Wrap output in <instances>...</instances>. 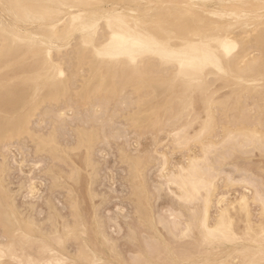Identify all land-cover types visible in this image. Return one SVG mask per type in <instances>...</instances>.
<instances>
[{
  "label": "bare ground",
  "instance_id": "bare-ground-1",
  "mask_svg": "<svg viewBox=\"0 0 264 264\" xmlns=\"http://www.w3.org/2000/svg\"><path fill=\"white\" fill-rule=\"evenodd\" d=\"M259 2L0 3V264H259L264 180L232 164L264 155ZM11 145L38 174L17 188ZM236 185L245 191L229 198Z\"/></svg>",
  "mask_w": 264,
  "mask_h": 264
},
{
  "label": "rangeland",
  "instance_id": "rangeland-1",
  "mask_svg": "<svg viewBox=\"0 0 264 264\" xmlns=\"http://www.w3.org/2000/svg\"><path fill=\"white\" fill-rule=\"evenodd\" d=\"M222 93H224V92H222ZM70 114H72V112H70ZM38 119H39V117H37L36 119H35V121L37 120L38 121ZM223 119V118H222ZM224 121H226L225 120V118L223 119ZM36 121V122H37ZM219 134V133H218ZM130 138H131V146L132 147H138V149H140V150H143L144 148H146L148 145H150V148H149V146H148V148L151 150V149H153L154 147L153 146H151V143H152V139H150L151 137H147V139H144V140H142V143H141V145H138V144H135L136 142H135V140H137V139H133V138H135L134 137V135L133 134H131V135H129L128 136V141L130 142ZM126 140V139H125ZM133 144H135V146L133 145ZM170 144V143H169ZM168 144V145H169ZM167 145V143H164V144H162V146L160 147V149L164 146H166ZM140 146V147H139ZM194 150H196L197 152L199 151V148L196 146V147H192ZM134 149V148H133ZM0 150H2L1 149V147H0ZM15 150V151H14ZM108 151H111V150H109L108 149ZM107 151V152H108ZM17 152V153H16ZM106 152V153H107ZM9 153V157H10V159H11V163L14 165V170H13V174H12V176H11V180H12V182H14L15 184H14V188H17V183L22 179V180H26V182L27 181H30V179L29 180H27V178H31V174H32V178H35V177H37L38 176V174H37V171L36 170H32L33 169V167H32V159H33V157H28L26 154H24V152H22V151H19V148H18V146L17 145H14V146H10V151L8 152ZM105 153V154H106ZM108 153H110V152H108ZM107 153V154H108ZM178 153V154H177ZM177 153H175V154H173V159H174V161H180L181 160V158H182V154L180 153V152H177ZM180 153V154H179ZM111 155V154H110ZM27 156V157H26ZM107 156H109V155H107ZM21 157V158H20ZM110 157V156H109ZM108 157V158H109ZM239 157V156H238ZM19 158V159H18ZM22 158H27V160H30L29 162L27 161V163H26V165H23V166H21L22 164L20 163V161H22L23 159ZM106 158V157H105ZM108 158H106L107 160H108ZM14 161H13V160ZM105 159V160H106ZM111 159V160H110ZM109 160H110V162L109 161H107V162H109L110 163V165H108V163H106V162H104V160H103V163H106V169H104V171L105 172H103V170H102V174H103V177L106 179L104 182V184H105V186H107V185H109L108 186V191L109 192H111V190H112V192H113V190L115 189L116 190V186H117V189L118 190H122V188L121 187H119V186H121L120 185V183H118V180H117V183H114L113 181H114V178H115V182H116V175H117V171H116V169H115V167H114V158L111 156L110 158H109ZM248 160V161H247ZM113 163H112V162ZM173 161V162H174ZM235 161V160H234ZM16 162V163H15ZM248 162V163H247ZM255 162V163H254ZM18 163L20 164V166H18ZM238 164V165H240V167H242V168H247V169H249V171H250V173H252V174H254V177H256V176H260L261 178H263V180H264V175L263 174H261L260 172H259V168L260 167H262L263 169H264V155H261L258 151H256L250 158H248V159H246V160H244V158L242 159V160H238V161H235L234 163H232V164ZM24 164V163H23ZM253 164V165H252ZM104 166H103V168H105V164H103ZM245 165V166H244ZM255 165V166H254ZM154 166V165H153ZM23 167V168H22ZM25 167V168H24ZM227 168V171H229L228 170V168H230V166H227L226 167ZM23 169H24V171H23ZM30 170H32L31 171V173H30ZM109 170V171H108ZM115 170V171H114ZM34 171V172H33ZM114 171V172H113ZM156 171V169H154L153 171H152V175H151V177H152V179L151 180H157V175H158V173L157 172H155ZM252 171V172H251ZM19 172V173H18ZM23 172V173H22ZM33 172V173H32ZM18 173V174H17ZM156 173H157V175H156ZM28 174H30V175H28ZM33 174H34V176H33ZM37 174V175H36ZM109 174H110V176H109ZM114 174V175H113ZM255 174H257V175H255ZM235 175L237 176H239L240 174H238V173H235ZM234 175V176H235ZM107 176V177H106ZM27 177V178H26ZM112 177H114V178H112ZM222 177H224V176H222ZM24 178V179H23ZM111 179H112V182H110L111 181ZM224 179V178H223ZM223 179L220 181V184L222 185V182H223ZM35 180H37V182H38V179H35ZM34 180V181H35ZM36 182V181H35ZM28 183V182H27ZM30 183V182H29ZM28 183V184H29ZM111 185H112V187H113V185H115V187L114 188H111ZM40 186V187H39ZM110 187V188H109ZM244 188V186H242V185H236V186H234V187H232V188H230V193H229V198H231V194L233 195V196H235V197H237V196H239L241 193H243L245 190L243 189ZM38 188L39 189H42V190H40V191H43V189H44V186H42V185H40V181H39V184H38ZM83 191H82V193H83V195L85 194V197H86V191H85V186H83ZM105 188H107V187H105ZM111 189V190H110ZM45 190V189H44ZM251 192L250 193H252V190H250ZM26 192V193H25ZM111 192V193H112ZM27 193H28V190H25L24 191V193H23V195L19 198V201L21 200L22 201V199L21 198H24V195L26 196L27 195ZM113 195H115L116 194V192H113L112 193ZM112 195V196H113ZM117 196H118V194H116ZM30 197V195H27V197ZM117 196H115V197H113L116 201L115 202H117V200H118V203H114V199H113V204H109V205H111L112 207H110V209H108V210H110V211H115L116 212V210H114L113 209V206H115V205H117V206H115L114 208L115 209H117V211H118V209H119V207H118V204L119 203H121V201H120V199H118L117 198ZM173 195H170L169 194V198H168V200L167 201H170V200H173V199H171V197H172ZM232 196V198H235V197H233ZM31 198V197H30ZM29 198V200L28 201H30L31 199ZM173 198V197H172ZM24 200V199H23ZM20 201V202H21ZM120 201V202H119ZM111 202V203H112ZM158 203V207L160 206V203H163L162 201H158L157 202ZM164 204V203H163ZM161 205L160 206V208H159V210H163L164 209V205ZM108 205V206H109ZM119 205H121V204H119ZM122 206V205H121ZM162 206H164L163 208H161ZM257 207V205H254V206H252V209H253V212H255V213H253L254 215H255V217H254V219H255V221H257V218H258V208H256ZM108 208V207H107ZM112 208V209H111ZM255 208V209H254ZM108 210H106V212L108 211ZM214 210V211H213ZM213 214L216 212V207H214L213 208ZM110 211H108V215L110 216V214H111V218H112V214H114L115 212H113V213H110ZM121 212V211H120ZM119 211L118 212H116V213H118L117 215L116 214H114V217L115 216H118V215H120L121 213H120ZM126 212V211H125ZM124 212V213H125ZM123 213V214H124ZM257 214V215H256ZM106 216H107V214H105ZM108 217V216H107ZM110 221V220H109ZM111 222V221H110ZM113 223H114V221H112ZM112 222H111V224H112ZM121 222V221H120ZM115 224L116 225H110L111 226V229H112V226H113V230L112 231H114L113 233H115V235H117L118 237H120L121 235L119 234V230L117 231V228L119 229V227L117 226V223L115 222ZM244 224L243 223H241L240 224V226H243ZM117 226V227H116ZM116 227V230L114 229ZM118 232V234L116 233V232ZM120 235V236H119ZM116 236V237H117ZM123 246V245H122ZM124 247V246H123ZM121 247L122 249H125L126 250V248L124 247ZM125 250H123L125 253H126V251ZM127 254H128V252H127ZM126 254V255H127ZM127 257H130L129 256V254L127 255Z\"/></svg>",
  "mask_w": 264,
  "mask_h": 264
},
{
  "label": "snow or ice",
  "instance_id": "snow-or-ice-1",
  "mask_svg": "<svg viewBox=\"0 0 264 264\" xmlns=\"http://www.w3.org/2000/svg\"><path fill=\"white\" fill-rule=\"evenodd\" d=\"M0 3H3V0H0ZM36 7L38 9L41 8V6H36ZM60 7H71V6L61 5ZM88 7H98V6L97 5H81V6H76L75 9L77 11H79V10H81V8H88ZM226 7L238 8L240 6L228 5ZM255 7H257L259 9L261 22H262V24H264V0H260L259 4L256 5ZM35 15L40 18L41 22H44V20L47 17V12L40 10V11H37L35 13ZM51 32L53 35V39H55V26L52 27ZM194 83H195V81H194ZM207 124H210V120L208 122H206V126H207ZM7 180H8V176H7V174H5V182L6 183H7ZM260 199H261V203H264V196H261ZM65 231L67 232L68 229L66 228ZM204 238H205L206 243H209L214 239L213 234L211 232L205 233ZM259 242H260V254H261V260L259 261V264H264V230L261 231V234L259 237ZM4 254H5L4 250L0 249V257H3ZM83 264H105V262L100 260V259L89 258L88 260L84 261ZM247 264H257V262L255 260H250L247 262Z\"/></svg>",
  "mask_w": 264,
  "mask_h": 264
}]
</instances>
